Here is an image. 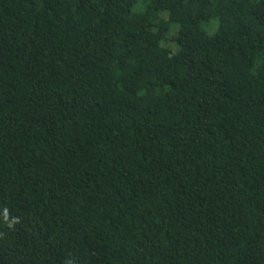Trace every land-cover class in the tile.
I'll use <instances>...</instances> for the list:
<instances>
[{
  "label": "trees",
  "instance_id": "trees-1",
  "mask_svg": "<svg viewBox=\"0 0 264 264\" xmlns=\"http://www.w3.org/2000/svg\"><path fill=\"white\" fill-rule=\"evenodd\" d=\"M0 264H264V0H0Z\"/></svg>",
  "mask_w": 264,
  "mask_h": 264
},
{
  "label": "rangeland",
  "instance_id": "rangeland-1",
  "mask_svg": "<svg viewBox=\"0 0 264 264\" xmlns=\"http://www.w3.org/2000/svg\"><path fill=\"white\" fill-rule=\"evenodd\" d=\"M164 15L166 14L164 11L162 12ZM175 33H176V27H173L172 29H171V31L169 32V36L170 37H173L174 35H175ZM167 45H170L172 48H176V45L174 44V42L172 41V40H169L168 42H167Z\"/></svg>",
  "mask_w": 264,
  "mask_h": 264
},
{
  "label": "clouds",
  "instance_id": "clouds-1",
  "mask_svg": "<svg viewBox=\"0 0 264 264\" xmlns=\"http://www.w3.org/2000/svg\"><path fill=\"white\" fill-rule=\"evenodd\" d=\"M5 218H7V217H5ZM9 226H11V225H9Z\"/></svg>",
  "mask_w": 264,
  "mask_h": 264
}]
</instances>
